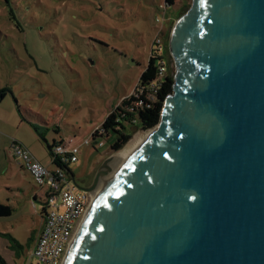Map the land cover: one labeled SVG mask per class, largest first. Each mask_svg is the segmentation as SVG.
Wrapping results in <instances>:
<instances>
[{
	"label": "water",
	"instance_id": "water-1",
	"mask_svg": "<svg viewBox=\"0 0 264 264\" xmlns=\"http://www.w3.org/2000/svg\"><path fill=\"white\" fill-rule=\"evenodd\" d=\"M169 48L149 139L72 173L109 178L65 264H264V0H194Z\"/></svg>",
	"mask_w": 264,
	"mask_h": 264
},
{
	"label": "rangeland",
	"instance_id": "rangeland-1",
	"mask_svg": "<svg viewBox=\"0 0 264 264\" xmlns=\"http://www.w3.org/2000/svg\"><path fill=\"white\" fill-rule=\"evenodd\" d=\"M193 1L0 0V88L8 89L0 101V204L12 208L0 217V255L9 264H26L43 225L42 202L34 200L43 189L12 157V140L52 171L58 166L48 146L71 141L78 161L67 168L90 187L117 153L113 135L92 134L133 93L157 32L175 76L171 31ZM143 132L140 122L126 128L131 139Z\"/></svg>",
	"mask_w": 264,
	"mask_h": 264
},
{
	"label": "built area",
	"instance_id": "built-area-1",
	"mask_svg": "<svg viewBox=\"0 0 264 264\" xmlns=\"http://www.w3.org/2000/svg\"><path fill=\"white\" fill-rule=\"evenodd\" d=\"M158 35L157 32L151 46L163 53L164 46ZM167 75L164 58L159 66L158 78L152 84L155 92L157 82L162 81ZM136 87L130 95L138 96ZM154 97L153 93L148 95L149 99ZM140 104L141 102L137 103ZM131 110L133 111V107ZM90 142L86 139L84 144L88 145ZM104 145V141L98 142L99 147ZM78 153L79 147H74L71 141L56 145L53 149V159L58 167L52 171L37 160L24 144L12 140V157L30 173L39 189H43V197L40 199L42 207L45 208V214L42 216L43 225L34 248L27 252L26 264H65L70 247L94 200V190L86 191L79 188L72 179V172L67 168L69 163L78 161Z\"/></svg>",
	"mask_w": 264,
	"mask_h": 264
},
{
	"label": "trees",
	"instance_id": "trees-1",
	"mask_svg": "<svg viewBox=\"0 0 264 264\" xmlns=\"http://www.w3.org/2000/svg\"><path fill=\"white\" fill-rule=\"evenodd\" d=\"M175 3V0H165V7ZM164 61L163 53L156 47L151 46L148 65L142 72L136 87L138 96H125L120 104L114 108L103 121L102 125L92 134L93 140L98 137H109L113 135L111 148L114 152L121 150L131 139V135L126 133L129 125L135 126L138 122L144 131L154 128L160 120L161 111L168 95L173 91L174 77L167 75L162 81L157 82L156 92L152 87L154 81L158 78L160 63ZM143 88L140 92V90ZM7 88H0V101L7 95ZM154 94L153 99L148 95ZM141 102L140 105H137ZM133 107V111L131 110ZM56 146V145H55ZM54 145H49V150L53 153ZM54 158V157H53ZM53 163L57 164L53 159ZM12 208L8 205L0 204V217L9 216ZM45 214V208L42 207L41 215ZM0 264H9L4 257L0 255Z\"/></svg>",
	"mask_w": 264,
	"mask_h": 264
},
{
	"label": "bare ground",
	"instance_id": "bare-ground-1",
	"mask_svg": "<svg viewBox=\"0 0 264 264\" xmlns=\"http://www.w3.org/2000/svg\"><path fill=\"white\" fill-rule=\"evenodd\" d=\"M149 133H150V131H145L143 133H140V134L136 135L121 150H119L117 153L124 152L125 154H127L126 160L128 161L131 157H133V155L137 151H139L138 146L140 144L141 137L143 136L146 140H148L149 139ZM108 178H109V170L107 168V170H105V172L101 176H99L98 182H97L96 187H95V189L93 191L94 198H95L96 194L98 193V191L107 182ZM70 249H71V247H70Z\"/></svg>",
	"mask_w": 264,
	"mask_h": 264
},
{
	"label": "crops",
	"instance_id": "crops-1",
	"mask_svg": "<svg viewBox=\"0 0 264 264\" xmlns=\"http://www.w3.org/2000/svg\"><path fill=\"white\" fill-rule=\"evenodd\" d=\"M23 144V143H22ZM22 167V166H21ZM40 196L38 195V193L34 194V200H40Z\"/></svg>",
	"mask_w": 264,
	"mask_h": 264
}]
</instances>
